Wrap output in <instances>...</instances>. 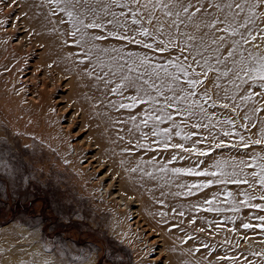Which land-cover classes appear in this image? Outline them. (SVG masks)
<instances>
[{
	"label": "rangeland",
	"instance_id": "374dc122",
	"mask_svg": "<svg viewBox=\"0 0 264 264\" xmlns=\"http://www.w3.org/2000/svg\"><path fill=\"white\" fill-rule=\"evenodd\" d=\"M18 1H20L18 2V5H13L12 7L6 6L7 4H11V0H4V2H0V137H4L8 141L7 145H0V147L11 149L12 155L19 157V164L17 165V160L13 159L10 162V166L12 167L18 166L20 169L19 172H15L12 176L7 175L8 169L0 170V176L4 177V181L0 182V264H2L3 261H7L6 264H10L12 261H14V259L17 260L18 263H22L23 259L19 251H22L23 253H25L24 258L27 264H81L80 258L82 257L84 253H89L92 256V258L95 260L96 264H160V261H159L160 259L163 260V264H178L182 261V259H186L188 263L190 264H264V255L257 256L253 254L259 251H260L259 253H262L261 252L262 250L264 251V248H263L264 247V229H261V228L245 229L242 226L244 223H251L252 225L264 224V221H260L259 219L256 218L258 216L264 215V211H260L256 208H245L241 206L239 202L243 199V196L239 194L237 185L221 184L222 186L220 187V184H213L210 188L204 189L203 191L193 190L194 193H198V194H202L204 192L208 193L207 195L204 196V198L203 197H201L202 199L200 198L199 202L201 203H199L198 199L191 200L190 198H187L185 195V193L188 191V189L185 187L187 185H190V184H187L186 182L188 183L189 181L193 182L192 180H189V178L190 179L193 178V180L197 178L198 180L196 181V183L197 182L199 183L200 182L199 177H193V176L188 177L187 175H182V177H180V175H176L175 178L173 177L174 179L173 180L172 176L167 178L168 177L167 176L168 174H166L167 171H163V172L161 171V168L165 167L164 165H166V167H168L169 170L175 167L176 168H182L184 166L185 167L187 166L195 167L199 163L200 160H206L207 163H209L208 169L215 171L216 169L210 168V165H212L216 160H226L230 162L232 161L234 163V162H238L241 158H243L245 161L250 162V157L252 155H255L256 153H260L261 155H264V151H261V148L264 146H255L254 151H247L244 149H236V148L215 149L212 152L210 157H197L195 155L190 156L189 153H186V152L182 153L180 152L179 149H171V148L164 149L161 144L157 143V140L159 138L151 134L150 132L151 125H149V127H143V125H141V128L143 129L142 130L140 128L141 131L136 130V128H134L133 126L127 127V129L125 130L121 129L120 134H117V136L119 135L120 137H117V138H121L122 136L123 137L122 140H124L123 141L124 146L126 145L125 142H127L126 148H128L127 146H129L130 150L133 151L131 153V151H129V148L127 149V151H125V148L122 145V149H124L123 150L124 152H122L121 155L125 156V154H128V157L127 156L125 157L127 158L125 161L131 162V165L133 167H136L138 163L141 166L142 164H145V162L148 163L149 166L151 167L152 165H154L155 167L158 166V168L156 169L153 166L154 168L152 169H155L156 171L157 169H160L158 171H159V174L161 175L159 176L158 174V176L157 175L155 176V174H157L158 172L155 174L152 172L154 174L153 175L151 173V175L154 176V177L152 176V179H154L155 177L160 178L161 176H163L165 178L161 177L160 180L162 179V182L164 183V185L161 184L162 182L161 183L158 182L160 180H157V178H155L156 185H157V182H158V185L154 189L157 192L158 190L157 188L160 189L161 187V190H162L163 187L166 186L165 188L169 191V193L167 192V195L173 196V199L171 197L172 199L171 200L169 196L167 197L165 191L163 192V194L166 195V196L164 195L166 197V200L168 201L170 199L172 201L171 203V201L169 200V203L172 204L171 205L172 208L169 207V203L167 204V201L164 202L163 200L164 196H162V193L161 195H159L160 197L161 196L162 197L158 198L157 196V198L158 200L160 199L163 203L161 202L156 203V202H159L160 200L157 201L156 199L153 198L154 196L152 197V195L157 194L153 189V187L155 186V182L153 181L154 184L153 182L152 183L150 182V184L153 185L151 189H153L154 194L152 193L151 195L150 193L145 196L147 197L145 198L146 200L153 199V201L149 202L150 203L149 208L151 207L152 210L153 209L156 210L157 208H160L162 209L161 213L162 212L166 213L167 214L166 216H172V215L173 216L168 217V219H166L167 218L166 216L160 215L159 213L160 210L158 209L157 210L159 214L156 213V215L158 214L160 216H155L154 210L152 211L150 209L149 210L151 212L147 211L146 215L142 212L145 217L143 220L145 221L147 217L148 218L146 219L147 222L146 221L145 222L147 224L149 223L148 225H151L150 231L153 233L152 239H155L154 237H156L155 240L157 244L155 245L149 244V242L146 241V238L143 237L140 232H138L139 229H137L138 231H133V230L128 229L129 226H128V223H126L127 212L122 213V214L117 212L116 206L114 205L113 200H112L113 196L110 197V195L108 196V194L106 193V185L109 184L110 179L108 178L104 179L105 173L104 175L98 174L99 179H96V178L93 179L89 175V173L80 174L78 172V166L76 165L78 164L77 155L75 157L77 158L75 163L72 164L71 162H69L70 159H73V155L75 156L74 153L76 151V150L74 151L72 148V143H74L73 140L74 139L82 140L83 137L88 138V135L90 134L89 127H90L91 122L92 124L94 123L95 125L97 123L95 121V116L90 115L91 112L86 113L84 111L83 113L82 110H80L81 113H78L79 110H78V105H77L78 104L77 99L81 97L78 95L77 91L79 89L77 88H80L81 86L79 91L81 90H82L81 92L85 91L84 94L81 93V96L84 95L82 96V98L86 97L85 95H87L86 93L87 89H88L87 91L88 95H91V97H93V94H95L93 90L98 88L96 90L97 91L101 90L99 91L100 94H103V93L110 94L111 96L110 98L112 99L111 101H113L112 103L114 102L116 103L117 99H119L116 103L117 106L119 107V101H120V104L121 103L128 104L130 103V101L127 100L125 98L126 96L123 95L122 96L123 101L121 102L122 100L120 98L121 95L112 93L111 88H114L116 86L118 82V78L117 77L113 78V82L107 86L108 87L107 89V87L105 86L104 88H102L103 82L97 81L96 78H94L95 76L89 77L87 75V72L92 71V68L94 65L96 66V71H97L96 74L103 75L104 71L100 70L101 67L96 65V61L93 58L91 62L89 60H85L83 64L80 63L82 58H85L86 50L82 49L80 52L79 49H81V47L79 48V46H76V44L73 43L76 38L71 37V35L67 34L69 30L71 32L72 26L70 23L67 22L68 19L66 18L68 17L63 12H57L54 15V17L53 15L52 16L50 15L51 11L53 12L55 10L54 4H49L47 0L46 2L45 0H42L44 3L41 0H38L37 1L38 5L35 2L34 4L36 6H32L34 5L33 2L35 0L34 1L22 0L24 4L21 3V0H18ZM42 3L43 5H41ZM45 3L48 5H46ZM25 4H26V9L24 7ZM34 7L35 8L38 7L35 10V12H34V9H35ZM40 7L45 8V9H41ZM47 7L50 9L46 10ZM29 8L32 9L34 13L32 11H30L31 13L28 12V10H30ZM24 10H27V11H24ZM23 11L25 13L28 12L27 13V15H29L28 18H27V15H22V13H24ZM43 11L44 12L47 11V14L50 16L49 17L47 14H45V16L47 15L48 18L47 20L44 19L46 22H45V25L43 24L44 25L43 29L45 30L46 28L45 26H47L48 28L47 35L51 34L52 35L51 37L53 40L49 39L50 35L48 36L46 35L48 38L45 37L44 33H46L47 30H45L44 33L42 34H40V32L38 34L36 31H34L38 28H42L43 26L39 23V22L44 21L43 18L47 17V16L45 17L44 15H42L44 14ZM37 13L38 15H36ZM39 13H42V14H39ZM38 17L42 19V21H40ZM51 17L53 18V20H51L52 19ZM31 18H32L31 23L33 22V25H31V23L28 24L29 21H27V20H30ZM56 18L58 21L56 20ZM60 18L64 20L63 22L64 24L60 22L61 20ZM23 19H24V23H23ZM48 19H50V23L53 22L52 27H51V24L48 23L50 24L51 28H53V26L57 24V29L55 27L57 32L54 31L55 29H51L48 25H46ZM54 19L57 22H60L61 24L60 27L63 29H60L59 23L55 22L54 24V21H55ZM25 20L27 22H25ZM26 23L28 25H26ZM36 25H37V28H36ZM29 26H31L30 28L32 29H29L28 28ZM68 26L69 28H67ZM58 28L62 30V32L60 33V34L63 33L61 35L62 37H60V34L58 33L59 32ZM43 29L42 30L38 29L37 31L43 32ZM32 31L33 33H37L38 35L31 33ZM90 31L91 30H89V32ZM94 31L98 32V30H94ZM57 33L58 35H56V37L58 36L57 37L58 39L53 37V35ZM32 34L37 35V36H33ZM39 35L41 36L43 35L44 38L49 39L50 41L49 45L50 44L53 45L52 47L53 49H55L56 46H59L60 50L58 51L57 49L59 48L56 47V50H54L55 53H53L54 51L52 50L51 45L50 47L48 46V48L46 45H45L46 47H43V43L44 44L46 43L45 42L46 39L43 42L44 40V39L42 40L43 37L41 38V36ZM65 35H69V36H65ZM38 36L40 37V39ZM63 36L65 38H63ZM34 37L35 39L38 38V41L37 39L35 40V42L37 41L36 43L33 41ZM56 39L58 40V42L54 41ZM68 40L70 43L68 42ZM51 41L56 42L57 44L54 43L56 44V46L52 44ZM100 42L104 43V41H100ZM115 42L118 44V46L117 44H115ZM105 43L106 44L110 43L109 46L111 45V43H114V46H111V47H115V46L119 47L120 45L119 44L120 42L115 41V40H109V41H106ZM46 44L48 45V43ZM74 46H76L75 47L76 49L79 48L77 49L79 51H74L75 50ZM245 46H244L245 48H248V49L250 48L251 51H254V50L258 51L257 49L252 48L250 45H245ZM44 48H47V49L51 48L50 49L51 55H50V52L48 53L51 57L48 54H45V55L49 56L50 59L52 58V60L54 58L53 62L55 64H57L56 62L58 60H59L58 63L60 62L62 64L63 61L61 62L60 58H58V57L62 58L61 56L62 52L65 51L64 54H66V56H63L62 58L65 60L68 59V57L70 59L71 58L70 54L71 52H73L72 58L70 60H67L69 61L68 64H67V61L63 63H65L67 67L68 66L70 67V65L74 63L75 67H73L72 69L68 67L69 68L68 69L66 66H64V64L63 66L58 64L60 66V70H59V66L56 65L57 68L54 67L55 65H52V60L50 61V59H48L47 56L46 58L45 56L43 57L44 51L45 53L50 51V50H47L46 52V49L44 50ZM61 49L63 50L61 51ZM68 49L70 50L72 49L73 51L69 50L70 51V54H69L67 52ZM42 50L44 51L42 52ZM144 51H147V50H144ZM178 51H179L178 49L172 50L171 55L169 53H155L154 54L156 57L155 60L156 61L159 60V62L160 61L164 62L165 60L167 61L168 60L167 58L171 59V58H174L176 55H179ZM57 52H60V55L56 54ZM74 52L75 53L77 52L80 58L83 55L84 56L80 59L77 56V53L75 54ZM148 52L150 55L151 54L150 50H148ZM222 52L224 53L223 49H222ZM52 53L53 55L54 54L58 55V57L55 55L53 56ZM160 54L161 55L163 54L164 58L162 56L159 57ZM259 54L264 55V48L259 50ZM172 55L174 57H171ZM184 55H188V53L185 52ZM223 55H226V52ZM245 55H247V53H245ZM40 57H42V60ZM56 57L58 58V60H56ZM73 58H76L77 60L75 59V61H73ZM181 58L183 59V57ZM47 59L49 60V62L48 61L46 62ZM71 60L73 61V63ZM42 61H44L45 63H43ZM48 64L50 66H48ZM229 65L231 67L230 63L228 64V67ZM46 66H48L50 69ZM51 67H53L54 69L52 70ZM61 67L64 68L63 71H61ZM222 67L224 66L221 65V69L223 70ZM65 68L67 70V73H63L64 71H66ZM55 69L58 71L56 72ZM197 71H199V68L197 69ZM54 72L56 73V75L54 74ZM58 72L62 73V75L60 73L62 77H60V75H57ZM43 73H46V75L48 76V79H47V76L45 77L44 76L45 74ZM63 74L65 75L67 74V76ZM216 74L215 73L214 75H212V73L209 74V77L210 78L212 77L211 80L214 79ZM30 76H32V78H30ZM86 76H88V78H86ZM92 78L96 80V82L92 80ZM52 79L54 82H57L56 85L59 83L57 85L59 87L56 88V85L55 83H53ZM86 79L87 80L89 79V80L87 81ZM229 79H225L226 82ZM34 80H36V82ZM85 80L89 83L88 84L89 86L87 87L85 86L87 85V82ZM211 80L209 79L208 81H205L204 87L210 90V94H213L214 90L211 87L212 83L210 84ZM225 80L222 81V83H225ZM81 81L82 82L85 81L83 82L84 86L82 85L83 83H81ZM221 81H219V83H221ZM90 82L92 85L93 83L94 84H96L97 82L99 83H97V85H93L95 88H92L93 86L90 85ZM78 83L80 84V86L77 85ZM225 84H222V86H227V84H229L230 87L232 86L228 82L226 85ZM73 85L74 87L75 86L76 87L72 88L71 86ZM184 86L186 87V85ZM230 87L227 86L228 92H230L229 95H231L233 91V86H232V91ZM221 88L219 89L220 93L223 91V87ZM75 89L76 91H74ZM224 89H226V87ZM246 89H249L248 84L241 86V90L238 92L241 95L237 96L238 102L237 100L236 101H231V100L226 101L227 104H229V108L224 109V108L219 107V104L226 103L224 102L225 100L222 97L223 95H225L224 93L223 94L219 93L218 106L215 109L208 108L209 114L212 115V120H213L212 123L216 122L215 127L210 128V131L215 136V140H213V137L209 135V130L207 129H204V128L192 129L191 126H189V128L187 127L188 129L186 128V130L184 129L185 132H190V131L196 132L197 135L194 136L193 138L197 140L198 139L203 140L205 136L208 137L206 141H204L201 144H197L196 147L204 149V150H208L213 147L214 143H218L221 139H223L226 143H232V144L236 143L239 137L238 136H233L231 138L224 137L221 134V124L217 123V121H223L224 119H228V118H231L236 122V129H235L236 131H238L241 135H244L246 140L249 138L250 133L246 131L245 129L240 128V124L246 123V121H243L240 117L248 109L244 110V108H238L236 109V111L232 110L235 107V104L240 102L239 97L244 95ZM129 90L133 91L132 89H129ZM251 90L258 91L259 85L258 84L251 85ZM203 91H204V88H198V93H202ZM240 92H243V93H240ZM76 93L77 95H75ZM170 94L171 93H166V95H170ZM69 95H71L72 97H70ZM88 95H87V98H83V100L86 101L88 99L91 102ZM96 95L97 93L94 96L96 97ZM236 95L238 94L236 93ZM38 96H39V99H38ZM42 97H45V99L44 98L42 99ZM46 98L48 99L46 100ZM196 98L198 99L200 98L199 94L194 99ZM215 98L217 99L216 96L213 99ZM163 103L164 101H162V104ZM201 103H203V101H201ZM144 105L145 104H143V107ZM204 106L206 108L208 107L207 105H204ZM261 106L262 105L260 103L256 104V107H261ZM148 107L150 106L148 105ZM248 107L250 108L252 107V105L249 104ZM74 108H77V109H74ZM64 110H65V113H64ZM131 112L132 113L129 112L130 114H127V115L125 113L124 114L114 113L113 117H111L110 113L109 114H110V118L113 119L115 117L114 119L115 121L123 120L122 122L126 123V126L128 123H130V120H131V119H128L129 116L130 117L132 115L136 116V121H138L136 122L137 124H139L140 121L144 119L143 109L139 113L137 112L133 113V111ZM172 112H173V115L176 121L181 122L184 120L183 116L182 117L176 116L173 110ZM238 113L239 115H237ZM125 115L127 118H125ZM89 117H93V119L91 120V118ZM262 118H264V112L252 114V121L257 124V128L261 126ZM190 119L189 120L192 123H195L197 121L199 122L198 118H190ZM67 120L69 121V123ZM84 120H86V122ZM114 120L111 122H114ZM58 121L62 122L61 126L62 125L69 126L70 124V126L72 127V128L70 127V130H65L64 127L58 126L60 127V132H62L61 134L66 135L68 133L66 136H68V139L70 138L69 139L70 145L68 142L65 144L64 139L62 141L63 146L67 145L65 147L66 151L68 150L67 151L68 153H66L67 155H65V157L58 150V148H61V147L59 145H57L58 147H56V143H54L52 139L48 138L49 136L48 134H50L49 131L52 132L53 123L58 122ZM122 122H119V123L121 124ZM132 122L133 121H131L130 123L131 125H132ZM188 122L189 121H187V123ZM191 122H189L188 125H190ZM170 123L166 122L164 124H161L160 127L163 128V126L164 127H166V125L169 126ZM204 123H207V121H204ZM77 124L80 127H74ZM223 127L228 128L229 126L224 125ZM202 130L204 131L203 133H201ZM256 130L257 129H253L252 131H256ZM138 131L146 134L147 136L146 139L148 142L147 144L149 145L145 144L146 139ZM132 132H135L136 135L135 134H132V136L128 135L129 133L131 134ZM205 132L207 133L204 134ZM121 133L123 135H121ZM78 135H81V137L77 138ZM90 137L91 135H89V138ZM174 137L175 136L173 135L172 141L173 140L174 141L173 142L170 141L169 143H175L176 139H177L176 142L180 141L179 137L178 138L177 137L174 138ZM154 138L157 140L155 141ZM252 138L255 139L256 137H252ZM195 139H193V141ZM136 142L138 144H136ZM180 142L184 143L183 141H180ZM187 143H188L187 145L185 144L186 147H192L191 141ZM131 144H133V146ZM141 144L143 145L145 144L146 147L137 148V146ZM148 146H151L152 149H150V147ZM67 147H69V149H67ZM155 147H157V149ZM134 148L135 149L137 148V149L135 150ZM91 149H93L92 154L98 153L99 149H97L96 147L92 146ZM135 152L138 154H136ZM245 152H247V154H245ZM129 153L132 155L130 156ZM150 153L154 156H152ZM175 153H176L175 156L178 158L172 161L171 163H169L168 160H171L172 156ZM149 155H151V159L149 158ZM218 155L220 156L216 157ZM140 156L143 157L146 161L140 158V161L141 160L144 161L140 163L137 160V158ZM180 156H183L184 159H180ZM133 157L136 158L138 163H136L137 161H135V159H134V162L132 163ZM157 159L159 161H157ZM163 160L166 162V164L163 163L164 162ZM211 160H214V161H211ZM190 161L192 163H187ZM167 163L172 164V165H168ZM202 166L203 165H200V168ZM204 166L207 167V164ZM226 170L230 171L231 167L229 166L226 167ZM151 171L152 170H150L149 172ZM245 171L246 172L251 171V169H245ZM170 172L168 171L169 175L171 174ZM162 173L165 174L166 176H164ZM132 174H135L136 177L137 176L140 177V175H142L137 172H133ZM142 177L144 178L141 181H143L144 179L149 180L147 176L145 177L142 175L141 178ZM80 178H82L83 181H81L82 179ZM141 178H138V180H140ZM201 178L200 180L202 181L206 179H213L211 177H208V178L201 177ZM101 179H104V180L101 181ZM165 179L167 180L171 179V180L170 181L168 180L169 181L168 182ZM175 179L178 181L180 179L181 181H183V183L185 179L189 181L185 180V184H187L186 186L183 185L181 181H180L181 183L178 182L179 185H175L176 183L174 182ZM249 179L251 180L250 177ZM106 180L108 183H105ZM116 181H117V178L113 180V183H114L112 187L113 191L117 190V188H115L117 187ZM181 185L185 187L182 188L180 187ZM102 186L105 188H103ZM169 186H173V187L175 186V188L169 187ZM176 186H178V188ZM170 188H173L172 191L170 190ZM225 188H227L228 191H232L236 194L235 195L236 199L234 200H235L237 207L239 208L238 211H232L231 210L232 205L230 204L225 205V202H224L225 201V197H224ZM239 188L242 190L248 191L252 195H257L259 193L258 185L256 186L255 192H253L252 189L248 188L247 185H240ZM175 189L176 191H174ZM178 189L179 190L183 189L184 191L181 190V192L183 191L181 193L179 192ZM158 192L160 193L162 191H158ZM216 192L221 193V195H219L218 199L213 204V208H223L224 211H219V212L218 211H211V212L205 211L204 209L208 207V205L207 204L205 205L204 203L205 199L211 200L213 198V193H216ZM130 193L133 196L136 195L134 194L133 191ZM177 193H180L181 195H177ZM125 195L127 196V194ZM180 198L182 201L181 204L179 203L182 206V207L180 206L181 207L180 210L183 213V215H180L181 212L180 210H178L179 207L177 208V205H178L177 203L180 200ZM193 200H197V202L196 201L194 202ZM173 203L176 204V208L173 207L175 206V204ZM251 203L252 204H256V203L264 204V201L253 200L251 201ZM160 206H163V207H160ZM249 209L250 210L253 209V212H250ZM116 212L118 214H116ZM148 213L149 214L151 213L150 215L152 216L154 215L156 218L154 216L153 217L156 220L152 219L153 217L151 218V216ZM171 213L172 215H170ZM177 213H179L178 214L179 218L177 217ZM118 215L119 217H117ZM128 215H129V212H128ZM118 222L123 223V225L121 224L118 225ZM217 225H219V227ZM133 227L134 226H132V228ZM201 228L203 229V231H200ZM229 229H231V231H229ZM154 232H155V235H154ZM189 237H191V239ZM161 238H164V240L166 241L163 242V239ZM228 238H229V242H228ZM232 238L233 239L235 238V240L233 241ZM171 241L172 243L174 242L173 244L175 245H172ZM175 242L176 243L179 242V244H176ZM167 243L169 244V246L171 244V246L168 247ZM57 245H60L62 247L58 248ZM165 246H167L169 249H167V247L165 248ZM173 246L175 249L173 248ZM161 248L163 251L161 254L162 256L160 255L158 260L152 261L151 259H153L154 257H157V252ZM252 248H253V251H252ZM93 249H99V251H92ZM171 252L173 253L171 254ZM117 255L120 256L121 258L120 260L114 259V257ZM171 257L173 258L172 260H170ZM221 257H227V259H221ZM168 260L170 261V263Z\"/></svg>",
	"mask_w": 264,
	"mask_h": 264
},
{
	"label": "snow or ice",
	"instance_id": "6c2138e0",
	"mask_svg": "<svg viewBox=\"0 0 264 264\" xmlns=\"http://www.w3.org/2000/svg\"><path fill=\"white\" fill-rule=\"evenodd\" d=\"M47 2L55 5V10L50 15L63 12L68 17V23L72 26L69 35L76 38L74 40L76 45L86 49L85 58L80 63L83 64L85 60L91 61L95 53L96 65L100 66L101 70L108 68L103 75H98L94 65L87 75L89 77L95 75L96 80L102 81L105 87L113 82V78L118 77L120 82L111 89L113 94L123 96L129 89L135 91V95L125 97L130 103H121L119 108L132 109L143 104L150 106L149 110L143 114L144 119L139 124L134 123V127L140 130L141 125L143 127L151 125V134L159 138L157 143L164 149H179L180 152L189 153L190 156L210 157L215 149L236 148L254 151L255 146H264V118L259 128L252 121V114L264 112V55L259 54V50L264 48V0H47ZM13 5H18V0H11V4L6 6ZM60 22L64 21L61 19ZM89 30H98V32H89ZM109 40L120 42V47H100L96 43ZM130 45L137 46V50L129 47ZM244 45H250L258 51H251ZM138 49L150 50L153 54L169 53L170 55L172 50L178 49L179 55L166 62H154L156 59L154 55ZM222 49L226 55L222 54ZM185 52L188 55H184ZM101 54L108 55L109 64H105L100 59ZM229 63L232 67H228ZM221 65L224 66L223 70ZM198 68L199 71H197ZM210 73H217L211 80L213 94L217 99H213V94L204 87L205 81L210 79ZM230 74L229 83L234 90L229 95L228 89H225L224 100L236 101V93L240 91L241 86L249 85V89H246L244 95L239 97L240 102L236 103L232 110L248 109L240 117L246 121L240 124V128L248 131L250 136L246 140L244 135L235 130L236 122L228 118L217 121L221 124V134L229 138L238 136L237 142L226 143L221 139L208 150L198 148L196 145L203 143L208 137L193 141L197 133L184 131L189 126L187 121L189 118H198L199 122L192 123L191 128L207 129L209 135L215 140V136L210 131L215 124L212 123V115L209 114L208 108L215 109L218 106L221 87L219 81L222 78H228ZM253 84L259 85L258 91L251 90ZM198 88H204V91L198 93ZM166 93L171 94L166 95ZM198 94L200 98L194 99ZM159 97H163L164 103L157 108L156 106L160 104ZM257 103L262 106L256 107ZM249 104L252 107L249 108ZM219 107L227 109L229 104L222 103ZM167 109H172L176 116H183L185 119L178 123L173 113ZM130 119L135 122L136 116H131ZM166 122H171L170 126L161 128L160 125ZM224 125L229 127L224 128ZM253 129L257 130L252 131ZM141 135L147 138L143 132ZM173 135L179 137L184 143H169ZM189 141H192V147L185 146ZM7 143L4 137H0V145H7ZM139 147H146V145L141 144ZM261 151H264V147ZM13 159L17 160L18 165L19 157L12 155L11 149L0 147V170L8 169V176L20 170L18 166H10ZM176 159L177 157L173 155L169 163ZM180 159L184 157L180 156ZM92 163L95 167L96 161ZM123 163L124 161H121V164ZM206 164V160H200L195 167L169 170L165 166L161 168V171H171L174 175L213 178L188 185V191L185 194L189 196L195 194L193 190L203 191L213 184L237 185L239 194L243 196L239 202L241 206L264 211V204L251 203L253 200L264 201V155L260 153L252 155L250 162L243 158L234 163L216 160L210 165L211 168L216 169L215 171H209L208 167L200 168V165ZM229 165L230 171L226 170ZM245 169H251V171L246 172ZM138 170L142 171L139 164L131 169H125L131 172ZM97 172L99 175H104L107 172V164L98 168ZM144 174L151 176V173ZM111 178V176L108 177V179ZM3 181L4 177L0 176V182ZM240 185H247L253 192L258 185L259 193L252 195L240 189ZM181 187L184 186L181 185ZM219 195L220 193L216 192L213 193L211 200L205 199L204 203L208 205L205 211H224L223 208H213ZM224 197L225 202L232 205V211L239 210L232 191L225 188ZM160 215L163 216L166 213ZM180 215L183 213L181 212ZM256 218L264 221V215ZM242 226L245 229H264V224L244 223ZM200 231L203 229L201 228ZM57 247L62 246L57 245ZM92 251H99V249ZM253 254L264 255L259 252ZM80 259L81 264H96L89 253H84ZM114 259L121 258L117 255ZM221 259H227V257H221ZM160 264H163V260H160Z\"/></svg>",
	"mask_w": 264,
	"mask_h": 264
},
{
	"label": "bare ground",
	"instance_id": "6f19581e",
	"mask_svg": "<svg viewBox=\"0 0 264 264\" xmlns=\"http://www.w3.org/2000/svg\"><path fill=\"white\" fill-rule=\"evenodd\" d=\"M27 1V0H26ZM32 1H34V0H32ZM37 1L38 0H35L34 2H33V4L36 2L37 3ZM42 1V0H41ZM18 2H20V1H18ZM29 2V1H28ZM27 2V3H28ZM31 2V1H30ZM43 2V1H42ZM45 2H46V0H45ZM21 3H23V1L21 0ZM26 3V2H25ZM44 3V2H43ZM43 3L41 4V5H43ZM24 4V3H23ZM22 4V5H23ZM29 4V3H28ZM46 4V3H45ZM44 4V5H45ZM37 5H38V3H37ZM46 5H48V4H46ZM45 5V6H46ZM32 6H36L35 4L34 5H32ZM51 6V5H50ZM21 7V6H20ZM24 7H25V9H26V4L24 5ZM43 7V6H42ZM32 8V7H31ZM35 8V7H34ZM38 8V7H37ZM37 8H35L34 9V12H35V10L37 9ZM41 8V7H40ZM52 8V7H51ZM24 9V8H23ZM30 9V8H29ZM41 9H45V8H41ZM48 9H50V8H46V10H48ZM22 11V10H21ZM24 11H27V10H24ZM23 11V12H24ZM30 11H32V9H30V10H28V12H30ZM38 11V10H37ZM45 11V10H44ZM43 11V12H44ZM28 12H26V13H28ZM33 12V11H32ZM33 12V13H34ZM41 12V11H40ZM42 12V13H43ZM52 12V11H51ZM25 13V12H24ZM31 13V12H30ZM42 13H39V14H42ZM50 13V12H49ZM45 14H47V11L46 12H44V14H42V15H44L45 16ZM36 15H38V13L36 14ZM35 15V16H36ZM48 15V14H47ZM46 15V16H47ZM28 16L29 15H27V18H28ZM45 16V17H46ZM49 16V15H48ZM48 16L46 17V18H43V20L44 19H46L47 20V18H48ZM52 16V15H51ZM30 17H31V15H30ZM50 17V16H49ZM53 17H54V15H53ZM24 18V17H23ZM26 18V19H27ZM37 18V17H36ZM36 18H34V19H36ZM42 18V17H41ZM52 18V17H51ZM33 19V20H34ZM38 19H40L39 17H38ZM60 19H62V18H60ZM59 19V20H60ZM64 19V18H63ZM66 19H68V18H66ZM51 20H53V18L51 19ZM55 20V19H54ZM56 20H57V18H56ZM54 21V24H55V22H57V21ZM27 21H29L28 22V24L29 23H31V21H32V18L30 19V20H27ZM26 20H25V22H27ZM37 21V20H36ZM40 21H42V19H40ZM49 21V22H48ZM48 21H47V24L46 25H48L49 27H50V24H51V27H52V23H50V19H48ZM64 21V20H63ZM35 22V21H34ZM38 22V21H37ZM42 22H44V23H42ZM42 22H39L41 25H45V20L44 21H42ZM68 22V21H67ZM23 23H24V19H23ZM48 23H50V24H48ZM57 23H59V27H60V22H57ZM27 23H26V25H28ZM36 24V23H35ZM38 24V23H37ZM53 24V25H54ZM64 24V23H63ZM25 25V24H24ZM23 25V26H24ZM31 25H33V22L31 23ZM40 25V26H41ZM44 25L42 26V28H38V29H40V30H42L43 28H44ZM35 26V25H34ZM62 26H64V25H62ZM25 27V26H24ZM23 27V28H24ZM31 26H29L28 28L29 29H32V28H30ZM39 27V26H38ZM46 28H45V30H47L48 28H47V26H45ZM50 27V28H51ZM55 27H56V29H57V24L55 25V26H53V28H51V29H55ZM26 28V27H25ZM36 28H37V25H36ZM49 28V29H50ZM67 28H69V26L67 27ZM72 28V27H71ZM38 29H36V30H34V31H36L38 34H39V32H40V34H42V33H44V29H43V32L42 31H37ZM54 30L55 32H57V30ZM60 29H63V28H61L60 27ZM59 28H58V30H59V34L62 32V30H60ZM65 30V29H64ZM14 31V30H13ZM27 31H29V30H27ZM53 31V32H54ZM68 31V30H67ZM92 31H94V30H91L90 32H92ZM51 32V31H50ZM54 32V33H55ZM29 33V32H28ZM31 33H33V31L31 32ZM37 33H33V34H37ZM47 33H48V30H47V32L46 33H44V35H45V37H47L48 35H50V40L52 39V35L51 34H48L47 35ZM52 33V32H51ZM58 33L57 34H55V35H53V37H55V38H57L56 37V35H58ZM70 33V30L68 31V33L67 34H69ZM32 34V35H33ZM37 34V35H38ZM63 34V33H62ZM62 34H60V37H62L61 35ZM37 35H33V36H37ZM47 35V36H46ZM32 36V37H33ZM39 36H41V35H39ZM38 36V37H39ZM65 36H69V35H65ZM43 37V38H42ZM72 37V36H71ZM70 37V38H71ZM41 38H42V40H43V42L45 41V39L46 38H44V36L42 35L41 36ZM48 38V37H47ZM63 38H65L64 36H63ZM62 38V39H63ZM37 39V41H38V38H36ZM35 37H34V42H35ZM39 39H40V37H39ZM49 39H46V43H48V45L45 43H43V47H46L47 46V48H48V46L50 47V45H49V43H50V41H49ZM58 39V38H57ZM54 40V41H56V42H58V40ZM41 40V41H42ZM47 40H48V42H47ZM53 40V39H52ZM60 40V39H59ZM71 40V39H70ZM36 41V42H37ZM61 41V40H60ZM63 41V40H62ZM35 42V43H36ZM40 42V41H39ZM52 42V44H54V43H56V42H53V41H51ZM65 42V41H64ZM68 42H69V40H68ZM106 41H104V43L103 42H100V41H97L96 43L100 46V47H111V46H114V43H111V45L109 46V44H106L105 43ZM28 43H29V41H28ZM41 43V42H40ZM70 43V42H69ZM74 43V42H73ZM72 43V44H73ZM108 43V42H107ZM38 44V43H37ZM57 44V43H56ZM56 44H54L55 46H56ZM60 44V43H59ZM62 44V43H61ZM64 44V43H63ZM75 44V43H74ZM115 44H117L116 42H115ZM120 44V43H119ZM40 45V44H39ZM42 45V44H41ZM46 45V46H45ZM62 46V45H61ZM76 46H78V45H76ZM76 46H74V51H79L80 50V52H81V50H82V48L81 49H79L80 48V46H79V48H77V49H79V50H77L75 47ZM117 46H118V44H117ZM117 46H115V47H117ZM245 46V45H244ZM42 47V46H41ZM53 47V45H51V48ZM57 48H59V46H56ZM56 47H55V49H53L52 48V50L54 51V50H56ZM63 47V46H62ZM66 47V46H65ZM119 47H120V45H119ZM129 47H131V48H133L134 50H137V46H135V45H130ZM245 47H247V46H245ZM47 48H44V50L46 49V52H47V50H50L51 48H49V49H47ZM41 49H43V48H41ZM73 49V48H72ZM70 50V49H68V53L70 54V51H73V50ZM250 49V48H249ZM252 49V48H251ZM44 50H42V52L44 51ZM58 51L60 50V48L59 49H57ZM63 49H61V51H62ZM70 50V51H69ZM86 50V49H85ZM85 50H84V52H85ZM138 50H141V51H144V49H138ZM60 51V52H61ZM255 51V50H254ZM50 52V55H51V50L50 51H48L47 53H45V51L43 52L44 53V55H43V57L45 56V58H46V56L47 55H45V54H48ZM60 52H57L56 54H58V55H60ZM147 52H148V50H147ZM256 52V51H255ZM53 53H55V51L53 52ZM53 53H52V55H53ZM63 54L65 53V51L64 52H62ZM61 53V56H62V58H63V56H66V54H62ZM67 53V54H68ZM72 53L73 52H71V58H72ZM75 53V52H74ZM77 53V52H76ZM75 53V54H76ZM86 53V52H85ZM178 53H179V51H178ZM225 53V52H224ZM223 52H222V54H224ZM56 54H54L55 56H57L58 57V55H56ZM74 54V55H75ZM177 54V53H176ZM262 54V53H261ZM49 55V54H48ZM49 55V56H50ZM53 55V56H54ZM79 54L77 53V56H78ZM150 55H154V54H150ZM49 56H47V58L48 59H50L49 58ZM52 56V57H53ZM76 56V55H75ZM74 56V57H75ZM82 56V55H81ZM84 56V55H83ZM82 56V57H83ZM155 56V55H154ZM157 56V55H156ZM160 56H162L163 57V54L161 55H159V57ZM51 57V56H50ZM56 57V60H58V58H60V61L62 62H66L67 60H70L69 59V57H68V55H67V57H68V59H62L61 57H58L57 58ZM66 57V58H67ZM79 57V56H78ZM81 57V58H82ZM158 57V58H159ZM161 57V58H162ZM166 57V56H165ZM171 57H174L173 55L171 56ZM170 57V58H171ZM41 58V60H42V57H40ZM65 58V57H64ZM80 58V57H79ZM78 58V59H79ZM80 58V59H81ZM92 58L96 61V54L95 53H93V55H92ZM156 58V57H155ZM157 58V59H158ZM164 58V57H163ZM46 60V62L48 61L49 62V60ZM75 59L76 58H73V61H75ZM84 58H82V60H83ZM100 59L102 60V61H104V63L105 64H109L110 63V61H109V57H108V55H106V54H101V56H100ZM160 59V58H159ZM166 59V58H165ZM167 59H169V58H167ZM171 59H173V58H171ZM182 59V58H181ZM52 60V58L50 59V61ZM53 60H54V58H53ZM53 60H52V65H55L54 67H56L57 68V66H59L58 64H60L61 66H63V64H64V66H66L67 67V65H65V63H63L62 62V64L59 62L58 63V61L56 62L57 64H55L54 62H53ZM55 60V61H56ZM77 60V59H76ZM72 61V60H71ZM73 61H72V63H73ZM166 61V60H165ZM164 61V62H165ZM39 62H40V60H39ZM43 63H45L44 61H42ZM68 62L69 61H67V64H68ZM91 62V61H90ZM154 62H159V60L158 61H154ZM161 62V61H160ZM214 62V61H213ZM54 63V64H53ZM71 63V64H72ZM42 64V63H41ZM47 64V63H46ZM76 64H78V63H76ZM92 64V63H91ZM40 65V64H39ZM43 65V64H42ZM50 65H51V63H50ZM49 64H48V66H50ZM57 65V66H56ZM73 65V66H72ZM72 65H70V67L69 68H73V67H75V65H74V63L72 64ZM44 66V65H43ZM48 66H46V67H48ZM223 66V65H222ZM45 67V68H46ZM67 67V68H68ZM221 67V66H220ZM229 67H230V65H229ZM231 67H232V65H231ZM49 68V67H48ZM68 68V69H69ZM92 68V67H91ZM98 68V67H97ZM223 68V67H222ZM50 69V68H49ZM51 69L53 70L54 68L53 67H51ZM90 69V68H89ZM59 70H60V66H59ZM64 70V68L63 67H61V71H63ZM65 70H66V68H65ZM98 70V69H97ZM101 70V69H100ZM55 71L57 72L58 70H56L55 69ZM102 71H104V72H107L108 71V68L107 67H105ZM97 72V71H96ZM61 73V72H60ZM60 73L58 72V74L57 75H60ZM63 73H67V70L66 71H64ZM43 74H45L44 76L46 77L47 75H46V73H43ZM54 74L56 75V73L54 72ZM211 74V73H210ZM216 74V73H215ZM61 75H62V73H61ZM60 75V77H62ZM63 75H65V74H63ZM212 75H214V73H212ZM217 75V74H216ZM52 76V75H51ZM65 76H67V74L65 75ZM70 76V75H69ZM95 75H93V77H94ZM43 77V76H42ZM26 78V77H25ZM30 78H32V76H30ZM51 78V77H50ZM55 78V77H54ZM56 78H57V76H56ZM84 78H85V76H84ZM86 78H88V76H86ZM95 78V77H94ZM118 78V77H117ZM212 78V77H211ZM211 78H210V80H211ZM215 78V77H214ZM229 78H231V75L229 76ZM229 78H224V79H222V81H224L225 79H229ZM45 79V78H44ZM47 79H48V76H47ZM33 80V79H32ZM37 80V79H36ZM36 80H34L35 82H36ZM56 80V79H55ZM87 80V79H86ZM85 80V81H86ZM89 80V79H88ZM87 80V81H88ZM90 80H91V78H90ZM92 80H94L93 78H92ZM25 81V80H24ZM30 81H31V79H30ZM30 81H28V82H30ZM52 81H53V79H52ZM61 81V80H60ZM85 81H83V82H85ZM86 81V82H87ZM95 82H96V80H94ZM93 81V82H94ZM221 81V80H220ZM222 81H221V83H222ZM38 82V81H37ZM47 82V81H46ZM49 82V81H48ZM71 82V81H70ZM80 82V81H79ZM82 81H81V83H83ZM92 82V81H91ZM91 82H90V85L91 86H93V85H97V83H99V82H97L96 84H94L93 83V85L91 84ZM117 82V81H116ZM118 82H119V78H118ZM117 82V83H118ZM228 83H229V80L227 81ZM227 82H226V80H225V83L227 84ZM52 83V82H51ZM50 83V84H51ZM53 83H55V85H56V83L57 82H54L53 81ZM220 83V84H221ZM225 83H222V84H225ZM40 84V83H39ZM59 84V83H58ZM57 84V85H58ZM89 83L87 82V85H85L86 87L87 86H89L88 85ZM210 84H211V82H210ZM222 84H221V87H223V91L221 92L222 94L224 93L225 94V87H226V89H228L227 88V86L228 87H230L229 86V84H227V86H222ZM225 84V85H226ZM46 85V84H45ZM56 85V88L57 87H59V86H57ZM76 85V84H75ZM77 85H79L80 86V84L78 83ZM83 86H84V83L82 84ZM100 85V84H99ZM103 85V87L102 88H104V84H102ZM43 87V86H42ZM46 87V86H45ZM51 87V86H50ZM72 88L74 87V85L73 86H71ZM76 87V86H75ZM74 87V88H75ZM78 87V86H77ZM112 87V86H111ZM212 87V86H211ZM220 87V88H221ZM37 88V87H36ZM54 88V87H53ZM80 88H81V86H80ZM80 88H77V89H79L80 90ZM92 88H95L94 86L92 87ZM231 88V91H232V86L230 87ZM39 89V88H38ZM96 89H98V88H96ZM95 89V90H96ZM107 89H108V87H107ZM112 89V88H111ZM222 89V88H221ZM41 90H43V89H41ZM46 90H48V89H46ZM77 91L78 92V95L81 97V98H78L77 100H78V110H79V112L78 113H81L80 112V110H82V112L84 113V111L86 112V113H90V115H94L95 116V121L97 122H95L96 123V125L93 123L92 124V122H91V124H90V127H89V130H90V134L89 135H91V137L89 138V135H88V138H86V137H83L82 138V140H79V139H74L73 140V142L74 143H72V148H73V150L75 151V156L73 155V159H70V161L69 162H71L72 164L73 163H75V161L77 160V158H75L76 157V155H77V157H78V164H76L77 166H78V172L80 173V174H83V173H89V175L93 178V179H95L97 176H98V172H97V169L98 168H102V166L103 165H105V164H107V172L105 173V175H104V179H107L109 176H111L112 178L110 179V182H109V184L108 185H106V193L108 194V196L110 195V197L111 196H113L112 197V200H113V203H114V205L116 206V210H117V212L118 213H125V212H127V220H126V223H128V226H129V228L128 229H130V230H133V231H138L137 229H139V231L138 232H140L141 233V235L143 236V237H145L146 238V241L147 242H149V244H153V245H155V244H157L156 243V237H154L155 239H152V236H153V233L150 231L151 229H150V227H151V225H148L146 222V219H148L147 217H146V219H145V221L143 220L145 217H144V215H143V213L146 215L147 214V211H150V210H152L151 209V207L149 208V202L150 201H153V199L152 198H150V199H152V200H149V199H145V198H147V197H145L146 195H148V194H150L151 193V195H152V193L154 194V191H155V187L158 185V182H162V179L160 180V178L161 177H163V176H161L159 179L157 178V177H155V178H157V180H160V181H158L157 182V185H156V182H155V178L154 179H152V176L155 174V173H157V174H155V176L157 175L158 176V174H159V171L158 170H160V169H157V171L155 170L156 168H158V166H154V165H152V167L151 166H149V164L148 163H146L145 162V164H142L141 166H140V169H142V171L141 170H138L137 171V173H140V174H142L143 176H147L148 178H149V180L147 179V180H143V181H141L144 177H142L141 178V176L142 175H140V177L139 176H137L138 178H141L140 180H138V178L135 176V174H132L133 172H131V171H125V169H131V167L133 168V166L131 165V162H128V161H125L127 158H125L126 156L128 157V154H125V156H122L121 155V153L122 152H124L123 150L124 149H122V145H123V147L125 148V149H128L129 148V151H131L130 150V147L129 146H127L128 148H126V145H127V142H125L126 143V145L124 146V143H123V141L124 140H122L121 138H117V137H120L119 135L117 136V134H120V131H121V129L122 130H125V129H127V127H134V123L135 124H137L136 122H138V121H135V122H132V125L130 124L131 123V121L132 120H130V123H128L127 124V126H126V123H123L121 120H118L119 122H122L121 124L116 120H114L115 119V117L112 119V118H110V114H111V117H113V114L114 113H125L126 115L127 114H130V113H132L131 111H133V113H139V112H141V110L143 109V113H145L146 111H148L149 110V107H148V104H145L144 105V107H143V105L141 106V105H138L136 108H132V109H129V108H119L118 106H117V101L119 100V99H117V101H116V103L114 102V103H112L113 101H111L112 99L110 98L111 96H110V94H108V93H103V94H100V92L99 91H101V90H99V91H95V90H93L94 92H95V94L97 93V95H96V97L94 96L95 94H93V97H91V95H88V89H87V91H86V93H87V95L89 96V99L91 100V102L87 99L86 101L88 102H86V101H84L83 100V98H87V95H85L86 97H83L82 98V96H84V95H82L81 96V93H83L84 94V92H81V91ZM104 90V89H103ZM103 90H102V92H103ZM234 90V89H233ZM241 90V89H240ZM74 91H76V89L74 90ZM105 91V90H104ZM110 91V90H109ZM42 92V91H41ZM91 92V91H90ZM90 92H89V94H90ZM233 92V91H232ZM34 93V92H33ZM69 93V92H68ZM74 93V92H73ZM220 93V92H219ZM220 93V94H221ZM240 93H243V92H240ZM30 94V93H29ZM41 94V93H40ZM44 94V93H43ZM129 94H131V95H135L136 93H135V91L133 90V91H131V90H127V91H125L124 92V96H128ZM229 94H230V92H229ZM232 94V93H231ZM237 94L238 95H236V96H239V95H241V94H239L238 92H237ZM75 95H77V93L75 94ZM214 95V94H213ZM40 96H42V95H40ZM70 97H72L71 95H69ZM119 96V95H118ZM221 96V95H220ZM29 97H30V95H29ZM68 97V96H67ZM69 97V98H70ZM76 97V96H75ZM214 97H215V95H214ZM213 97V98H214ZM222 97H224V95L222 96ZM45 99V97H42V99ZM117 98V97H116ZM119 98V97H118ZM120 98L122 99L121 100V102L123 101V98H122V96H120ZM38 99H39V96H38ZM42 99H40V100H42ZM48 98H46V100H47ZM115 99V98H114ZM196 99H198V98H196ZM216 99V98H215ZM73 100V99H72ZM75 100V99H74ZM159 100H160V104H158L156 107L158 108V107H160V105L162 104V101H164L163 100V97H159ZM237 100V99H236ZM38 101V100H37ZM45 101V100H44ZM227 100H225L224 102H226ZM230 101V100H229ZM229 101H228V103H229ZM70 102V101H69ZM125 102V101H124ZM237 102H238V100H237ZM227 103V102H226ZM44 104V103H43ZM46 104V103H45ZM103 104V105H102ZM66 105V104H65ZM68 105V104H67ZM72 105V104H71ZM71 105H69V106H71ZM119 105H120V101H119ZM249 106V105H248ZM65 107V106H64ZM73 107V106H72ZM74 109H77V108H74ZM62 110V109H61ZM244 110H247V108H244ZM56 111H57V109H56ZM73 111V110H72ZM75 111V110H74ZM130 113H129V112ZM135 111V112H134ZM167 111H169V112H172V110L171 109H167ZM64 113H65V110H64ZM73 113V112H72ZM77 113V112H76ZM85 113V114H86ZM92 113H94V114H92ZM110 113V114H109ZM173 113V112H172ZM122 114V115H123ZM154 114H158V113H154ZM81 115V114H80ZM80 115H79V117H80ZM126 115H125V118H127L126 117ZM138 115V114H137ZM62 116V115H61ZM72 116V115H71ZM75 116V115H74ZM85 116V115H84ZM117 116V115H116ZM119 116H120V114H119ZM124 116V115H123ZM133 116V115H132ZM143 116V115H142ZM174 116V115H173ZM83 117V116H82ZM81 117V118H82ZM182 117V116H181ZM60 118V117H59ZM63 118V117H62ZM89 118H91V120L93 119V117H89ZM118 118V117H117ZM124 118V119H125ZM140 118V117H139ZM184 118V117H183ZM55 119V118H54ZM72 119V118H71ZM88 119V118H87ZM86 119V120H87ZM110 119H112V120H110ZM123 119V118H122ZM128 119H130V116H129V118ZM175 119V118H174ZM181 119V118H180ZM185 119V118H184ZM190 119V118H189ZM188 119V121L189 122H191L190 120ZM74 120V119H73ZM86 120H84L85 122H86ZM114 120V122H111V121H113ZM217 120V119H216ZM68 121V120H67ZM125 121V120H124ZM181 121V120H180ZM213 121V120H212ZM63 122H64V120H63ZM72 122V121H71ZM70 122V123H71ZM82 122V121H81ZM119 123V124H117V123ZM177 122H179V121H177ZM188 122V123H189ZM194 122V121H193ZM198 122V121H197ZM61 123L62 122H60V121H58V122H54L53 123V125H52V132H50L49 131V133L50 134H48L49 136H48V138H50V139H52L53 141H54V143H56V147H58L57 145H59L61 148H58V150H59V152L65 157V155H67L66 153H68L67 151H66V146H63V144H62V141H63V139H64V143L66 144L67 142L69 143V145H70V141H69V139H68V136H66V135H62L61 133L62 132H60V127H64L65 128V130H70V124H69V126L68 125H65V126H61ZM68 123H69V121H68ZM75 123H77V122H75ZM83 123V122H82ZM170 123V122H169ZM216 123V122H215ZM215 123H213V124H215ZM73 124V123H72ZM71 124V125H72ZM87 124V123H86ZM192 124V122L190 123V125ZM80 125H81V123H80ZM189 125V126H190ZM58 126H60V127H58ZM88 126V125H87ZM168 125H166V127H167ZM169 126H170V124H169ZM189 126H188V128H189ZM80 127V126H79ZM82 127V126H81ZM85 127V126H84ZM72 128V127H71ZM135 128V127H134ZM133 128V129H134ZM163 128H164V126H163ZM187 128V127H186ZM186 128H185V130H186ZM187 128V129H188ZM61 129H63V128H61ZM87 129V128H86ZM85 129V130H86ZM142 129V128H141ZM141 129H140V131H141ZM202 129V128H201ZM84 130V131H85ZM129 130V129H128ZM130 130H131V128H130ZM135 130V129H134ZM137 130V129H136ZM143 130V129H142ZM144 130H145V128H144ZM151 130V129H150ZM190 130V129H189ZM188 130V131H189ZM83 131V132H84ZM67 132V131H66ZM119 132V133H118ZM130 132V131H129ZM139 132V131H138ZM148 132V131H147ZM151 132V131H150ZM190 132H192V131H190ZM204 131L202 130V132L201 133H203ZM137 133V132H136ZM139 133H141V132H139ZM199 133V132H198ZM200 133V134H201ZM207 132H205L204 134H206ZM76 134H78V133H76ZM132 134H135V132H132L131 134L129 133L128 135H131L132 136ZM121 135H123L122 133H121ZM128 135H127V137H128ZM136 135V134H135ZM125 136V135H124ZM70 137V136H69ZM81 137V135H78V137L77 138H80ZM122 137V136H121ZM133 137H135V136H133ZM174 138H176V137H174ZM178 138V137H177ZM121 139V140H120ZM127 139V138H126ZM125 139V140H126ZM155 139V138H154ZM193 139H195V138H193ZM52 140H50V141H52ZM68 140V141H67ZM91 140H92V142H91ZM157 139H155V141H156ZM195 140H197V139H195ZM59 141V142H58ZM158 141V140H157ZM174 141V140H173ZM173 141H171V142H173ZM176 141H177V139L175 140V143H176ZM143 142V141H142ZM180 142V141H179ZM192 142V141H191ZM148 142H147V139H146V143L145 144H147ZM156 143V142H155ZM154 143V144H155ZM134 144V143H133ZM133 144H131L132 146H133ZM136 144H138L137 142H136ZM144 144V145H145ZM151 144V143H150ZM159 144V143H158ZM188 143H186V145H187ZM93 147H96L97 149H99L98 150V153H94V154H92L93 153V149H91V147L92 146ZM147 145H149V144H147ZM156 145V144H155ZM158 146V145H157ZM135 147H136V145H135ZM148 147H150V149H152L151 148V146H148ZM160 147V146H159ZM137 148H141V147H139V146H137ZM136 148V149H137ZM156 149H157V147H155ZM67 149H69V147H67ZM131 149H133V148H131ZM135 149V148H134ZM135 149V150H136ZM149 149V148H148ZM159 151V150H158ZM157 151V152H158ZM178 151V150H177ZM133 151H131V153H132ZM138 152V151H137ZM141 152V151H140ZM143 152V151H142ZM168 152V151H167ZM136 153V152H135ZM139 153V152H138ZM138 153H136V154H138ZM152 153H154V152H152ZM160 153H162V152H160ZM159 153V154H160ZM151 154V153H150ZM129 155L131 156L132 154H130L129 153ZM141 155V154H140ZM152 155V154H151ZM151 155H149V158L151 159ZM161 155V154H160ZM163 155H164V153H163ZM168 155V154H167ZM174 155H176V153L174 154ZM72 156V155H71ZM134 156V155H133ZM142 156V155H141ZM138 157L137 158V160L141 163V162H144L143 160H145L143 157ZM152 156H154V155H152ZM220 155H218V156H216V157H219ZM158 157V156H157ZM214 157H215V155H214ZM75 158V159H74ZM125 158V159H124ZM131 158V157H130ZM140 158H142L143 160H141L140 161ZM148 158V159H149ZM154 158V157H153ZM152 158V159H153ZM178 158V157H177ZM212 158V157H211ZM134 159H135V161H137L136 160V158H132V163L134 162ZM147 159V158H146ZM165 159V158H164ZM208 159V158H207ZM62 160H63V158H62ZM64 160H66V159H64ZM92 161H96V165H95V167L93 166V163H92ZM121 161H124V163L123 164H121ZM138 161L136 162V163H138ZM146 161V160H145ZM157 161H159L158 159H157ZM164 161V160H163ZM168 161H170V160H168ZM183 161V160H182ZM209 161V160H208ZM211 161H214V160H211ZM210 161V162H211ZM234 161V160H233ZM230 162V161H229ZM232 162V161H231ZM129 163V164H128ZM153 163V162H152ZM163 163H165L166 164V162L164 161ZM162 163V164H163ZM187 163H192L191 161L190 162H187ZM139 164V163H138ZM168 164V163H167ZM184 164V163H183ZM208 164L209 163H207V167H208ZM140 165V164H139ZM168 165H172V164H168ZM137 166V165H136ZM155 167V169H152V168H154ZM164 166H166V165H164ZM177 166V165H176ZM204 166V165H203ZM203 166L201 167V168H203ZM163 167V166H162ZM175 167V166H174ZM185 167V166H184ZM188 167V166H187ZM205 167V166H204ZM229 167H230V165H229ZM166 168H168V167H166ZM176 168V167H175ZM211 168V167H210ZM169 169V168H168ZM172 169V168H171ZM150 170H152L151 172H149ZM154 170V171H153ZM209 170V169H208ZM209 171H212V170H209ZM154 174H153V173ZM161 172V171H160ZM163 172V171H162ZM170 172V171H169ZM97 173V174H96ZM144 173H152L153 175H151V176H148V175H145ZM166 173V172H165ZM171 174H172V172H170ZM163 174V173H162ZM166 174H168L167 176V178H169V177H171L172 176V179H173V177L175 178V176L176 175H174L173 176V174L171 175H169V173H168V171H167V173ZM136 177H134V176ZM161 174H159V176H160ZM164 176H166L165 174H163ZM81 177V176H80ZM154 177V176H153ZM177 177H179V176H177ZM180 177H182V175H180ZM189 177V176H188ZM187 177V178H188ZM193 177H195V176H193ZM117 178V187H115V188H117V192L116 191H113L112 190V187H113V185H114V183H113V180L114 179H116ZM163 178H165V177H163ZM200 178L201 177H199V181L201 182L202 180H200ZM80 179H82V178H80ZM96 179H99V178H96ZM104 179H101V181L102 180H104ZM182 179H184V178H182ZM201 179H203V178H201ZM164 180V179H163ZM165 180H167V179H165ZM169 180V179H168ZM167 180V181H168ZM171 180V179H170ZM169 180V181H170ZM174 180V179H173ZM172 180V181H173ZM186 180V179H185ZM185 180H184V183H183V181H181L180 179H179V181L178 180H176L175 179V181L174 182H176L175 183V185H179V183L178 182H182V184L183 185H187V184H190L191 185V183H194V181H195V183H196V181L198 180L197 178L195 179V180H193V178L192 179H190L189 178V180H192L193 182H191V181H189V180H186V181H189V183L188 182H186L187 184H185ZM81 181H83V179L81 180ZM155 182V186L153 187V185L152 184H150V182L152 183V182ZM168 181V182H169ZM171 181V182H172ZM154 182H153V184H154ZM165 182V181H164ZM170 182V183H171ZM180 182V183H181ZM191 182V183H190ZM199 182V183H200ZM108 183V182H107ZM159 183V184H160ZM198 183V182H197ZM103 184V183H102ZM162 185H164V183L162 182L161 183ZM172 184H174V183H172ZM171 184V185H172ZM161 186V185H160ZM184 186V187H185ZM188 186V185H187ZM185 187V188H187L188 189V187ZM218 186V185H217ZM222 185L220 184V187H221ZM95 187V186H94ZM103 187V186H102ZM153 187V189H154V191H153V189H151ZM159 187V186H158ZM166 186H164L163 187V189L161 190V187H160V189L159 188H157L158 190H157V194H155V195H152V197L154 198V199H156L157 201H159L158 200V198H161L162 196H164L165 194H163V192L165 191V193H166V195H167V192L169 193V191L165 188ZM167 187H168V185H167ZM169 187H173V186H169ZM177 188H178V186H176ZM181 187V186H180ZM219 187V186H218ZM103 188H105V187H103ZM102 188V189H103ZM173 188H175V186L173 187ZM173 188H170V190L172 191V189ZM183 188V187H182ZM101 189V188H100ZM100 189H99V191H100ZM164 189H166V190H164ZM179 190V189H178ZM177 190V191H178ZM181 190H183V189H180L179 190V192H181ZM134 192V194H136L135 196H133V195H131V193L130 192ZM153 191V192H152ZM158 191H162V192H158ZM174 191H176V189L174 190ZM184 191V190H183ZM182 191V192H183ZM181 192V193H182ZM161 193H162V196L160 197L159 195H161ZM125 194H127V196L125 195ZM138 194V195H137ZM175 194V193H174ZM184 194V193H183ZM206 194H208V193H206V192H204V193H202V194H198V193H195L194 195H186V197L187 198H190L191 200L192 199H198V202L200 201V198L201 197H203L204 198V196L206 195ZM125 195V196H124ZM144 195V196H143ZM151 195H149V196H151ZM165 195V196H166ZM181 195V194H180ZM220 195H221V193H220ZM236 194L233 192V198L234 199H236V196H235ZM143 196V197H142ZM156 196V197H155ZM157 196H158V198H157ZM164 196V197H165ZM169 195H167V197H168ZM106 197V196H105ZM134 197H136V198H134ZM164 197H163V200H164V202H166L167 200H166V197H165V199H164ZM170 197V199H171V197H172V199H173V196H169ZM179 197V196H178ZM183 197V196H182ZM174 198H176V197H174ZM206 198V197H205ZM118 199V200H117ZM169 199V200H170ZM171 199V200H172ZM202 199V198H201ZM169 200L167 201V204L169 203ZM170 200V201H171ZM177 200H178V198H177ZM174 201H176V200H174ZM173 201V202H174ZM194 202L196 201L197 202V200H193ZM121 202V203H120ZM155 202V201H154ZM163 203L161 200L159 201V202H156V203ZM225 202V201H224ZM171 203H172V201H171ZM171 203H169V207H171L172 208V204ZM182 203V201H181V198H180V200L178 201V205H177V208L179 207V209L178 210H180L181 209V205L180 204ZM199 203H201V202H199ZM173 204H175V203H173ZM226 204H228L227 202H225V205ZM206 205V204H205ZM181 206V207H180ZM152 207H154V206H152ZM160 207H163V206H160ZM174 208H176V204H175V206H173ZM221 207V206H220ZM170 208V209H171ZM173 208V209H174ZM150 209V210H149ZM158 210H160V214H161V210L162 209H160V208H157ZM156 209V210H157ZM115 210V211H116ZM154 210V209H153ZM152 210V211H153ZM156 210H154V212H155V214L154 213H152V214H154L155 216H160V215H158L159 213H158V210H157V212H156ZM163 210H164V208H163ZM177 210V211H178ZM250 210V209H249ZM252 210V211H251ZM250 210V212H253V209H251ZM114 211V212H115ZM165 211H166V209H165ZM116 212V214H118ZM128 212H129V215H128ZM143 212V213H142ZM151 212V211H150ZM172 212V211H171ZM179 212V211H178ZM180 212H181V210H180ZM142 213V214H141ZM156 213H158L157 215H156ZM163 213V212H162ZM167 213H168V211H167ZM173 213V212H172ZM172 213L170 214V215H172ZM176 213V212H175ZM115 214V215H116ZM149 214V213H148ZM151 214V213H150ZM149 214V215H150ZM179 213H177V217L179 218V215H178ZM253 214V213H252ZM153 215V216H154ZM167 215V214H166ZM166 215H164V216H166ZM176 215V214H175ZM122 216V215H121ZM143 216V217H142ZM151 216V218L153 217L152 215H150ZM150 216H148V217H150ZM154 216V217H155ZM173 216V215H172ZM172 216H166L165 218L166 219H168V217H172ZM117 217H119V215L117 216ZM154 217L152 218V219H154ZM150 218V219H151ZM156 218V217H155ZM158 218V217H157ZM177 218V219H178ZM116 219V218H115ZM120 219H122V218H120ZM151 219V220H152ZM164 219V218H163ZM176 219V218H175ZM154 220H156V219H154ZM159 220V219H158ZM118 221V220H117ZM181 221V220H180ZM180 221H178V222H180ZM149 222H151V221H149ZM155 222V221H154ZM158 222V221H157ZM178 222H177V224H178ZM153 223V222H152ZM186 223V222H185ZM119 224H121V225H123V223H119L118 222V225ZM219 224V223H218ZM127 225V224H126ZM154 225H155V223H154ZM240 225V224H239ZM132 226H134L133 228H132ZM180 226V225H179ZM159 227V226H158ZM127 228V227H126ZM148 231H150V232H148ZM152 231H154V230H152ZM152 234V235H151ZM172 234V233H171ZM154 235H155V232H154ZM170 235V234H169ZM159 236H160V234H159ZM162 236V235H161ZM177 236V235H176ZM171 237V236H170ZM182 237V236H181ZM172 238V237H171ZM174 238V237H173ZM179 238V237H178ZM177 238V239H178ZM220 238V237H219ZM225 238V237H224ZM161 239H163V242L164 241H166V240H164V238H161ZM233 239V238H232ZM171 240H173V239H171ZM235 240V238L233 239V241ZM175 241V240H174ZM225 241V240H224ZM232 241V240H231ZM158 242V241H157ZM162 242V243H163ZM228 242H229V238H228ZM237 242V241H236ZM171 243H172V241H171ZM174 243V242H173ZM172 243V245H175V244H173ZM176 243V242H175ZM183 243V242H182ZM232 243H234V242H232ZM231 243V244H232ZM168 244V243H167ZM176 244H179V242L178 243H176ZM230 244V243H229ZM233 245V244H232ZM170 246H171V244H170ZM169 246V244H168V247H170ZM229 246V245H228ZM167 246H165V248H166ZM167 247V249H169ZM176 247H177V245H176ZM173 248H174V246H173ZM172 248V249H173ZM264 248V247H263ZM175 249V248H174ZM170 250H171V248H170ZM165 251V250H164ZM252 251H253V248H252ZM162 248L160 249V250H158V252H157V257H155L156 259H151L152 261H154V260H158V258L160 257V255L162 254ZM183 252V251H182ZM260 252V251H259ZM262 253L264 252L263 250L261 251ZM19 253L21 254V257H22V263H18L17 262V260H15L14 259V261H12L10 264H27V262L25 261V253H23L22 251H19ZM173 252H171V254H172ZM165 254V253H164ZM176 254V253H175ZM175 254H173V255H175ZM202 255H203V253H202ZM162 256V255H161ZM201 256V255H200ZM173 257V256H172ZM171 257V259L170 260H172L173 258ZM177 258V257H176ZM161 260V259H160ZM159 260V261H160ZM260 260V259H259ZM169 261V260H168ZM255 261H256V259H255ZM6 262L7 261H3L2 262V264H6ZM169 263H170V261H169ZM178 264H190V263H188V261L186 260V259H182V261L180 262V263H178Z\"/></svg>",
	"mask_w": 264,
	"mask_h": 264
}]
</instances>
